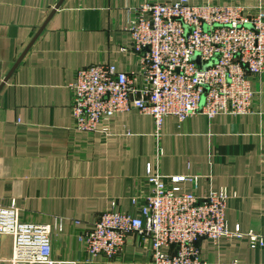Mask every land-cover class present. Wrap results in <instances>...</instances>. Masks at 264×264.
<instances>
[{
	"label": "crops",
	"instance_id": "1",
	"mask_svg": "<svg viewBox=\"0 0 264 264\" xmlns=\"http://www.w3.org/2000/svg\"><path fill=\"white\" fill-rule=\"evenodd\" d=\"M174 1L0 0V206L14 203L21 222L58 225L51 234V258L58 264H150V242L143 237L130 236L114 260L99 256L90 263L78 240L103 212L138 215L148 194L147 164L167 182L197 176L196 188L180 186L201 199L226 189L228 229L237 225L264 239V71L253 79L248 115L196 114L183 122L168 116L158 137L152 117L136 110L113 116L105 135L73 128L69 85L75 72L112 65L136 76L140 88L128 11ZM207 1L264 12V0ZM197 246L210 264H264V246L251 249L246 237ZM2 249L9 258L10 237Z\"/></svg>",
	"mask_w": 264,
	"mask_h": 264
},
{
	"label": "built area",
	"instance_id": "2",
	"mask_svg": "<svg viewBox=\"0 0 264 264\" xmlns=\"http://www.w3.org/2000/svg\"><path fill=\"white\" fill-rule=\"evenodd\" d=\"M126 30L140 56L142 86L136 76L112 65L77 70L69 85L77 132L105 135L108 121L130 110L152 117L156 137L168 116L183 122L196 114L212 119L252 113L253 79L264 71L261 9L207 0L196 5L188 0L144 3L128 11ZM145 179L148 194L137 216L106 211L79 235L87 263L99 256L114 260L130 236L150 242V264H210L197 246L200 240L216 245L221 239L246 237L251 249L264 246L262 237L243 234L237 225L228 229L226 189L201 199L180 186L189 182L196 188L197 176L163 181L150 164ZM57 226L21 222L14 203L0 206V264H58L51 258ZM5 237L11 239L9 258L2 256Z\"/></svg>",
	"mask_w": 264,
	"mask_h": 264
},
{
	"label": "water",
	"instance_id": "3",
	"mask_svg": "<svg viewBox=\"0 0 264 264\" xmlns=\"http://www.w3.org/2000/svg\"><path fill=\"white\" fill-rule=\"evenodd\" d=\"M59 4L60 3H58L57 5H56V7H55V9H57V7L59 6ZM53 12L54 11H52V13L50 14V16L53 14ZM43 28V27H42ZM42 28L41 29H39V32L42 30ZM38 32V33H39ZM38 34H36V36H37ZM36 38V37H35ZM34 38V39H35ZM33 39V40H34ZM30 45H31V43H30ZM30 45L26 48V50L23 52V54L19 57V59L17 60V62L15 63V65L12 67V69L10 70V72L8 73V75L6 76V78L4 79V82H6L7 80H8V78L10 77V75L12 74V72L14 71V69L16 68V66L19 64V62L21 61V59H22V57L24 56V54H25V52L28 50V48L30 47ZM197 61H198V59H196Z\"/></svg>",
	"mask_w": 264,
	"mask_h": 264
},
{
	"label": "rangeland",
	"instance_id": "4",
	"mask_svg": "<svg viewBox=\"0 0 264 264\" xmlns=\"http://www.w3.org/2000/svg\"><path fill=\"white\" fill-rule=\"evenodd\" d=\"M9 245H10V243H9ZM6 246H7L6 250L9 252L10 251V246H8V243L6 244ZM2 256H4L3 249H2Z\"/></svg>",
	"mask_w": 264,
	"mask_h": 264
}]
</instances>
